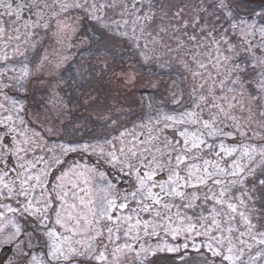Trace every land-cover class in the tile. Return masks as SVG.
Segmentation results:
<instances>
[{
	"label": "snow or ice",
	"instance_id": "1",
	"mask_svg": "<svg viewBox=\"0 0 264 264\" xmlns=\"http://www.w3.org/2000/svg\"><path fill=\"white\" fill-rule=\"evenodd\" d=\"M157 3L0 0V93L6 100L13 90L22 94L0 104V202H9L0 206L34 218L47 238L45 255H33L39 237L0 213L7 219L0 246L16 249L15 264H264V11L248 15L232 0H215L214 23H201L208 8L185 20L181 6L169 16L173 27L156 23ZM68 17L92 21L98 55L127 52L132 64H151L157 53L176 58L188 90L173 103L185 109L160 112L139 133L124 127L102 143L47 147L26 104L39 84L53 108L63 105L57 90L71 53L37 51V44L41 32L65 36ZM32 116L40 122L39 112ZM75 153L132 177V188L121 195L107 168L73 161Z\"/></svg>",
	"mask_w": 264,
	"mask_h": 264
},
{
	"label": "rangeland",
	"instance_id": "2",
	"mask_svg": "<svg viewBox=\"0 0 264 264\" xmlns=\"http://www.w3.org/2000/svg\"><path fill=\"white\" fill-rule=\"evenodd\" d=\"M52 2L53 0H49V3ZM214 2L215 0H158L156 23L158 25H168L169 23H171L172 26L175 27L177 25V21L175 20L170 21L169 16H171V14L181 6L185 7V13H184L185 20L190 22L192 17L197 14V8H208L209 14H206L203 11L199 13V15L202 17L201 23L204 22V19H207L209 24L214 23L215 22L214 17L210 15V13L218 11L217 9L211 7V5ZM234 2L235 0H232V4ZM161 7L163 9L162 11H161ZM164 13H167L168 15L165 16ZM73 15H75V13ZM66 23L70 27L66 30L67 34L65 36H55L53 35L52 31H49L47 35L41 32L37 44V51H40V49H46L49 54L62 52L64 55H68L69 52L71 53L67 62L63 65L61 71H63L73 61L74 55L79 54L80 51H83L84 48H87L92 43L93 38L97 39L96 35H94L95 25L92 23V21L87 19H78L77 21H73L71 17H68ZM86 25H89L90 28L86 29ZM188 31L190 33L193 31L191 26L189 27ZM175 35L179 36L180 33L177 32ZM101 39H103V37H101ZM164 41L172 47L176 46V41L174 38L169 39V37L165 36ZM0 46H2V42H0ZM102 46L103 45L100 43L99 46L97 44L96 46L93 47V49H95L94 51L97 52L98 48H101ZM86 54L82 56H85ZM29 55L31 56L33 55V53H29ZM157 55L159 57L157 61L151 64H144L145 67L144 76L138 75L133 72H127V69L125 67L122 68L120 63H119L120 66L118 65L116 69L125 68V70L124 71L117 70L116 72H118L119 75L112 76L109 74L110 77H113V81L118 82L119 84L118 88L123 93H125L126 89L133 92L131 95L132 100L129 102V110L127 111V114L124 111L123 107L119 108L118 110H116V113H114V110H112L116 106L113 105V103L115 102L114 99H110L108 102L110 106V110H108V113L103 112V110L98 107L95 108L96 113L90 112V110L89 112H87V109H90V107L87 106L86 103L88 102L87 101L88 93L86 91V94L83 96V92L81 91L80 95L82 96L84 102L81 103V107H80L81 119L77 118V120H79L78 122L81 123L75 126V128L77 127L80 130V132L79 134L76 133V135L77 136L83 134H85V136L89 135L86 136L85 139L93 138L94 139L93 142L102 143L104 137L107 136L108 138H111L112 136L118 135L119 134L117 132L118 128H120V130H124V127H126L127 129L130 130L134 129L137 133H139L140 132L139 126L141 124H147L150 118H154L160 112H170L173 109H175L177 112L184 110L186 106L177 105L173 103V97L174 95H182L186 99L188 89L186 87L185 81L181 79V76L186 75V73H184L180 62L176 58L163 55L161 53H157ZM118 56L119 57L121 56L120 52H118ZM164 61L170 62L171 67L170 68L161 67L160 65ZM92 65H93V61L89 60V58L81 60L79 67H77L78 78H79V82L78 84H76L77 88L85 86L87 84L85 81L91 77V74L94 70V67H92ZM246 75H248L249 77V84L247 91L253 94L257 93L258 89L254 82L255 77L253 76L251 70H249V73H247ZM70 78L71 77L69 76V74L64 76L63 80L61 81L60 88L63 85H65V83L69 82ZM124 83L128 84L129 86L125 85ZM59 89L57 90L59 97L64 99ZM147 90L151 91L152 95L149 96L148 94H145L144 92ZM141 92L144 94H142ZM21 96H22L21 93L13 90L9 93V98L6 100L3 93H0V104L10 105L11 99L13 97H21ZM28 100L29 101H27L26 104V107L29 110L27 116L28 119L33 120V123L30 126L41 131L42 134H44V132L47 131L50 146L59 143L61 141L60 134L62 131V126L64 125L66 126V124H68L65 119L66 117H68V111L71 110L70 106L67 105L63 100V105H57L55 108H53V106L48 103V96L44 91V86L39 84L36 85L35 89L32 92V95L29 96ZM142 100H144V102L146 103H143ZM30 101L32 102V105L28 104ZM245 103H249V102L246 101ZM250 103H253L254 105V102H250ZM118 105L119 104H117V106ZM136 109H138V112H136ZM143 110H145V113L141 117V114L139 115L138 113H141ZM253 110L254 111L258 110L255 107V105ZM33 111L39 112L40 122L42 123L37 122L33 118L32 116ZM90 116L91 118L95 117L96 121L91 122L90 119H88L90 118ZM89 124H90V128H88ZM50 129H55V134H53V132L50 131ZM144 131L147 132L148 129L145 128ZM175 135H176V139H180L178 134ZM242 141L243 138L240 137L235 141H230V143H236L238 145ZM257 142H258V138H257ZM97 162H98L97 166H101L99 164L98 159ZM104 168H107L108 172H111L112 174L114 173L120 174L121 176L125 175L124 173L119 172L117 169L108 168L107 165H104ZM111 181L117 182L114 186L116 189H118V183L121 180L113 176V179ZM132 181L134 183L133 178ZM131 188L132 187H130L129 190ZM126 192L127 190H123V191L119 190V193L121 195H123ZM160 255L171 256L173 254L160 253Z\"/></svg>",
	"mask_w": 264,
	"mask_h": 264
},
{
	"label": "flooded vegetation",
	"instance_id": "3",
	"mask_svg": "<svg viewBox=\"0 0 264 264\" xmlns=\"http://www.w3.org/2000/svg\"><path fill=\"white\" fill-rule=\"evenodd\" d=\"M253 2V4L247 3L245 1H241V0H235V2L232 4V6L237 10V11H243L248 15L253 14L254 12H260V11H264V4H254L257 3V1L260 0H251ZM78 54L74 55V58L77 56ZM62 73V72H61ZM112 75V73L110 74ZM109 77V74L106 75L105 77H103L101 82H88L85 86L79 87L78 89V95L79 97L75 98V101H77V105H79V107L76 109V112H73V110H69L68 111V117H66V121L68 124H66V126H62V131H61V140H68V139H72V140H77V141H82V142H93L94 139L93 138H86V135H76V133L79 134L80 130L75 126L78 125L81 122H78L79 120H77V118L81 119V103L84 102L82 96L80 95L81 91L83 92V96L86 94V91L88 93V98H87V106L90 107V109H87V112H95L96 111V107L100 108L103 110V112L108 113V110H110V106L108 104L109 102V98L110 99H114V101L116 102V97H113V94L111 92V85L112 87H117L119 86L118 82H111V81H107L106 79ZM125 85L129 86L128 84L124 83ZM136 84V83H134ZM162 84V83H160ZM65 85H63L59 90L60 93L63 95L64 97V102L70 106L71 109V105L72 104V100L71 99H67L65 98ZM130 93V94H129ZM133 92L129 91L128 89H126L125 93H119L121 95V106H115L112 110L116 111L119 108L123 107L124 111L127 114V111L129 110V102L132 100V95ZM142 93V92H141ZM145 94H148L149 96L152 95V92L147 90L144 92ZM143 94V93H142ZM86 100V99H85ZM29 101V100H28ZM74 101V99H73ZM143 103L144 100H142ZM30 105V103H28ZM146 105V104H145ZM136 112H138V109H136ZM96 113V112H95ZM145 110H143L141 113H138L139 115L141 114V117L144 115ZM26 119H28V116L26 117ZM90 119L91 122L96 121L95 117L88 118ZM90 122V124H91ZM90 124L89 127L90 128ZM43 136L45 137L47 144V147H52L49 144V139H48V134L47 131L44 132ZM83 139V140H81ZM230 143V141H229ZM37 156L41 155L42 153L39 151V149H37V152L35 153ZM33 153H29L28 157L29 159H31ZM72 160L76 161V162H82L84 165L88 166V167H93V166H97L98 162L96 159L95 155H90L89 153H83V154H79V153H75L72 154ZM71 162V161H70ZM13 163H15V161H13ZM11 168V165L9 166ZM104 165H101V170H104ZM113 176L116 177L117 179L121 180L118 183V189L119 190H129L130 187H132V178L123 175L121 176L120 174H112L111 172H108V179L112 180ZM117 182L114 181V185ZM2 203H9L8 201H3L0 202V204ZM13 203V206H15L14 201L11 202ZM0 213H3L5 215L6 218L8 219H14L18 224L19 227L21 228V232L22 233H34L35 236L39 237V239H36L32 246H31V251L33 255H36L38 257L40 256H44L47 249L45 247L46 243H47V238L43 235V230L42 227L38 224V222L35 221L34 218L32 217H20L18 215H13L12 213H9L6 211V209L3 206H0ZM0 223H5L7 224V219L5 221H0ZM8 228L11 229V225H8ZM29 237L25 236V239L27 240ZM160 255V254H159ZM162 257H169V256H163L160 255ZM16 249H12L8 246H0V264H9V261L12 260L13 264H15V259H16ZM169 264H180V262L178 260L176 261H170Z\"/></svg>",
	"mask_w": 264,
	"mask_h": 264
},
{
	"label": "trees",
	"instance_id": "4",
	"mask_svg": "<svg viewBox=\"0 0 264 264\" xmlns=\"http://www.w3.org/2000/svg\"><path fill=\"white\" fill-rule=\"evenodd\" d=\"M90 26L86 25V29H89ZM98 44L99 46V42L97 41V39L93 38L92 43L87 47L84 48L83 51H80L79 54L74 58L73 62L61 73L63 78L64 76H66L67 74H69V76L71 77L69 79V82L65 83V98L67 99H71L72 100V104L71 105V110H73V112H76V109L79 107V105H77V101H75V98L79 97L78 95V89L76 84H78L79 82V78H78V72H77V67H79L80 62L82 59H87L89 58V60L93 61V65L92 67H94V70L91 74V77L88 78L85 82H101L103 79V77H105L108 74L112 73V76L114 75H119L118 72H116L117 70H125V68L127 69V72H133L136 73L138 75H145V67L143 63H138V64H132L129 62L128 59V53L125 52L123 59H121V56H118V52L113 56H101L98 55L97 52H95L93 49L94 46H96ZM94 45V46H93ZM92 46V47H90ZM87 53V54H86ZM86 54L85 56H82ZM84 57V58H83ZM105 60H107V67L105 66ZM121 65V67H125L124 69H116V67L119 65ZM119 65V66H120ZM120 68V67H119ZM134 69V71H133ZM123 73V72H122ZM78 78V80H77ZM107 81H111V82H116L117 81H113V77H109L106 79ZM111 92L113 94V97L117 98L116 102L113 103V105H118L121 106L120 102H121V95L119 93H123L119 88L117 87H112L111 85ZM126 92V91H125ZM130 94V93H129ZM144 94V93H143ZM74 99V101H73ZM110 100V98H109ZM32 105V102H29ZM114 113H116V111H114Z\"/></svg>",
	"mask_w": 264,
	"mask_h": 264
},
{
	"label": "water",
	"instance_id": "5",
	"mask_svg": "<svg viewBox=\"0 0 264 264\" xmlns=\"http://www.w3.org/2000/svg\"><path fill=\"white\" fill-rule=\"evenodd\" d=\"M241 1H245V2H247V3L253 4V2H252L251 0H241ZM256 1H257V0H256ZM258 3H260V4H264V0L257 1V3H254V4H258Z\"/></svg>",
	"mask_w": 264,
	"mask_h": 264
}]
</instances>
